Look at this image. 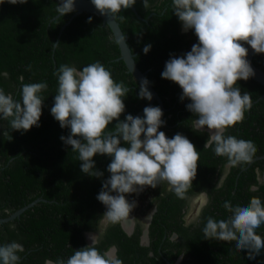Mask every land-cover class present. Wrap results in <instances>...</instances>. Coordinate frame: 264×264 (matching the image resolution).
Here are the masks:
<instances>
[{
	"label": "trees",
	"instance_id": "1",
	"mask_svg": "<svg viewBox=\"0 0 264 264\" xmlns=\"http://www.w3.org/2000/svg\"><path fill=\"white\" fill-rule=\"evenodd\" d=\"M148 3L145 9L142 0H136L134 11L121 10L115 20L135 55L136 66L146 72L162 101L165 123L158 131L169 139L180 133L194 145L200 154L197 174L186 198H178L166 189L156 195V212L148 227L149 245H140L138 226L137 234L127 236L115 223L106 227L96 247L104 252L114 246L122 264H264V249L249 259L247 251L235 249V242L205 240L202 230L207 218L220 220L230 215L223 208L225 201L233 206H247L255 196L264 202V186L258 182L264 161L229 168L226 157L204 148L209 135L205 130H194L196 117L186 110L190 101H181L179 86L161 78L170 56L184 55L198 40L192 30L181 31L182 25L173 15L172 0ZM59 4L55 0L0 3V89L19 100L23 83L48 84L41 93L44 100L38 127L23 133L12 131L9 121L0 119V217L6 218L24 208L13 220L0 224V242L4 245L16 241L23 245L25 251L19 253L21 264L66 260L73 251L87 246L83 234L96 231L102 215L96 197L102 181L110 175L106 169L111 157L95 155V167L104 175L101 179L90 177L81 172L78 153L61 141L60 137H67L70 129H61L50 114L57 94L53 73L62 64L82 70L100 62L114 81H123L130 89L123 98L125 112L120 120L128 114L135 115L147 103L139 98L140 87L123 62L117 60L119 52L108 27L85 13L68 22L74 12L61 17L56 12ZM149 44L151 49L144 54L143 48ZM252 63L264 72V54H254ZM237 86L241 94H251L253 103L243 122L227 129L225 135L253 141L257 148L253 158L263 156L264 99L260 97L264 87L250 79L238 81ZM5 131L8 135L3 134ZM205 190L208 203L195 220L185 223L187 202ZM173 234L176 237L171 239ZM256 234L264 237V224L256 229Z\"/></svg>",
	"mask_w": 264,
	"mask_h": 264
},
{
	"label": "clouds",
	"instance_id": "2",
	"mask_svg": "<svg viewBox=\"0 0 264 264\" xmlns=\"http://www.w3.org/2000/svg\"><path fill=\"white\" fill-rule=\"evenodd\" d=\"M7 2L23 4L27 0ZM91 3L101 15L114 19L121 9H129L136 0H91ZM142 3L145 9L149 7L148 0ZM74 4L75 0H61L56 12L63 17L75 11ZM172 10L182 31L192 30L198 43L182 56H170L161 78L179 86L181 101H190L186 110L196 117L194 130L209 131L204 148H212L216 156L226 157L229 168L251 161L257 151L254 142L226 136L225 132L243 122L252 107L251 94H241L237 82L254 76L246 59L248 49L243 45L250 46L255 54H264V0H172ZM150 49V44L145 45L144 54ZM53 75L57 78V94L50 114L61 129H70V134L60 139L78 153L81 172L101 179L104 173L96 169L93 157H111L106 169L109 178L102 181L96 197L107 208L104 221L115 224L131 220L129 214L137 202H129L126 194H139L145 186L155 189L161 182H167L169 191L178 198H186L197 174L200 154L182 134L169 139L158 131L165 123L158 106L145 107L143 118L128 114L120 120L125 112L123 98L130 89L123 81H114L100 62L82 70L62 64ZM148 83L146 78L142 80L139 98L151 101ZM47 88V82L23 83L19 100L0 89V119L8 120L12 131L23 133L38 127L44 100L41 93ZM113 121L117 122L109 129ZM122 143L127 146H121ZM199 198L202 204H207V191L200 192ZM223 208L230 215L220 220L208 217L202 230L205 240L235 242V249L247 251L249 259L258 256L264 249V237L256 234V229L264 224V202L254 196L247 206H233L225 201ZM88 239L89 245L73 251L66 260L45 259L44 264H122L114 246L104 252L96 247L98 234H89ZM24 251L23 245L16 241L0 245V261L21 264L19 253Z\"/></svg>",
	"mask_w": 264,
	"mask_h": 264
},
{
	"label": "water",
	"instance_id": "3",
	"mask_svg": "<svg viewBox=\"0 0 264 264\" xmlns=\"http://www.w3.org/2000/svg\"><path fill=\"white\" fill-rule=\"evenodd\" d=\"M55 1H57L58 3H61V0H55ZM74 7H75V11L71 15V17L69 18L68 22L72 18H74L77 15H80L82 13L89 14V15H92V16L100 19L101 23L108 27V29H109V31H110V33L112 35V38H113L114 42L116 43V46H117V49H118V52H119V56H118L117 60H121L123 62L127 73H129L131 75L132 79L140 87L142 80H144L146 78V76H145L146 72L140 71L138 69V67L136 66V64L134 62V56L135 55L132 54V52H131L128 44H127V39L123 35V33H122V31H121V29L119 27V24L115 20V18L112 19L108 15H101L98 11H96L94 5H92V3H91V0H75ZM129 9L134 11V7L133 6L130 7ZM121 10H124V9H121ZM243 46L248 49V54H247L246 59L248 60V62L250 63L251 68L254 71V76L251 77L250 80H252V81H254V82H256V83H258V84H260L261 86L264 87V72L261 71L260 69H258L257 67H255L254 64L252 63V57H253V55L255 53L252 51L250 46H248L247 44H244ZM146 87L151 92L152 99H151V101H147L145 107L152 106L153 103H156L157 106L163 112L164 108H163V105H162V101H161L160 97L158 96V94L156 93V91L153 89V87L150 84V82L146 85ZM260 99H264V93L261 95ZM143 109L140 110L139 112H137L135 115H133V117H137V116L142 117L143 116ZM203 130H205L209 134V131L207 129H203ZM256 160H263L264 161V155L263 156L254 157L250 161V163L254 162ZM258 182L261 183L264 186V163H263L262 170H261V173H260L259 178H258ZM23 210H24V208L12 213L11 215H9L6 218H1L0 217V224L5 223V222L10 221V220H13ZM127 221H129L131 223V220H129V219L124 220L122 222V226L124 228L126 227V222ZM126 233L130 234L131 233V229L129 231L126 229ZM0 245H1V242H0ZM178 259L180 260V258H178ZM0 264H2V261H0Z\"/></svg>",
	"mask_w": 264,
	"mask_h": 264
},
{
	"label": "flooded vegetation",
	"instance_id": "4",
	"mask_svg": "<svg viewBox=\"0 0 264 264\" xmlns=\"http://www.w3.org/2000/svg\"><path fill=\"white\" fill-rule=\"evenodd\" d=\"M181 31H182V26H181ZM166 190L168 191L169 189H166ZM141 193H143V191H141ZM141 193L137 194V197H139V195ZM134 194H136V193H132V195H134ZM158 194H160V193H158ZM112 195H116V193H112ZM125 198L129 201L130 200V195L126 194ZM154 198L152 200H150L149 202L147 201L146 204H143V207L146 208L145 215H142V214H140V212H138L139 210H141L140 209V205H139L138 208H135V209H137L136 210L137 213L134 214V212H132V213L129 214V217L131 219V223L129 221H127L125 228L122 226V222L123 221L117 223L119 225V227L122 229V231L127 236H131L133 234H137V233H135V231H136V228L138 226L139 233L137 234V236H138L140 245H143V246L149 245L148 227H149L150 221L152 219V216L156 212V205L154 204L156 201L154 200ZM194 198H196V196L190 198V200L187 202L186 210H185V214L186 215L184 216V222L185 223H190L191 221L195 220L198 217L201 208L205 205V204H201L200 206L198 205L199 207L198 206L195 207L194 205L197 203V201L194 202V200H193ZM100 209H101L102 215H101V217L99 219V222L97 223L96 231L95 232L88 231V232H85L83 234V240H84V242L87 245H89L91 243V241L88 239V235L89 234H98V236L100 237V235L103 234L104 231L106 230V227H108L110 225H113V223L106 222V221L103 220V215L107 211L106 206L103 205L102 203H100ZM126 229L128 231L131 229V233L127 234L126 233ZM175 237H176V235L173 234L171 239H174ZM110 248H113V247H110Z\"/></svg>",
	"mask_w": 264,
	"mask_h": 264
},
{
	"label": "rangeland",
	"instance_id": "5",
	"mask_svg": "<svg viewBox=\"0 0 264 264\" xmlns=\"http://www.w3.org/2000/svg\"><path fill=\"white\" fill-rule=\"evenodd\" d=\"M162 189H169L167 182H161L155 189L145 186L143 193H141L139 195V197H137V194H134V195L129 194L130 195L129 202L135 200L137 202L136 208H138V206L140 205L141 210H139L138 212H140V214H142V215H145L146 208L143 207V204H146L147 201L149 202L150 200H152L158 193L161 192ZM193 200H194V202L197 201V203L194 205L195 207L198 205L200 206L202 204V202L199 198V195L196 196V198H194ZM136 210L137 209H134L132 212H134V214H135V213H137Z\"/></svg>",
	"mask_w": 264,
	"mask_h": 264
}]
</instances>
